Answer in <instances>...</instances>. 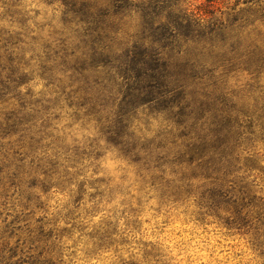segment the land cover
<instances>
[{"label": "trees", "instance_id": "trees-1", "mask_svg": "<svg viewBox=\"0 0 264 264\" xmlns=\"http://www.w3.org/2000/svg\"><path fill=\"white\" fill-rule=\"evenodd\" d=\"M19 2L0 0V187L68 190L73 205L88 196L94 208L105 192L110 200L114 188L83 170L85 160L100 157L97 141L71 145L57 129L67 111L93 122L99 139L137 167L146 190L191 203L199 218L248 235L261 249L264 197L248 165L249 149L264 143V102H219L215 93L233 72H263L264 8L258 15L236 3L228 14L213 0L194 8L187 0H48L61 10V27L45 34L29 30ZM252 3L261 4L244 2ZM133 12L139 31L120 43L122 20ZM33 74L53 99L22 92ZM155 116L163 125L149 136ZM105 227L104 238L118 223ZM6 247L0 244V264H18L3 256Z\"/></svg>", "mask_w": 264, "mask_h": 264}, {"label": "rangeland", "instance_id": "rangeland-1", "mask_svg": "<svg viewBox=\"0 0 264 264\" xmlns=\"http://www.w3.org/2000/svg\"><path fill=\"white\" fill-rule=\"evenodd\" d=\"M187 1L194 8L208 0ZM213 1L214 8L228 14L236 3L237 10L250 8L258 15L264 8V0L258 7L245 5V0ZM17 9L25 15L32 32L42 29L48 34L61 27V10L48 0H20ZM8 21L3 20V26L10 27ZM121 26L117 39L128 44L139 31V16L128 14ZM260 29L264 32L262 25ZM26 90L37 100L55 97L35 74L27 87H22V92ZM215 96L219 102H264V70L254 75L233 72ZM68 113L62 112L57 129L71 145L75 141L87 148L97 141L95 153L100 157L85 160L83 170L91 182L104 180L114 188L113 196L109 200L105 192L102 203L94 208L88 196L73 205L68 190L45 195L26 186L0 187V244H7L5 258L13 254L10 261L18 264H264V246L254 248L248 235L229 231L212 218H199L191 203H167L146 190L137 167L99 139L93 122L74 121ZM140 122L145 130L144 118ZM162 125L160 116L152 117L149 136ZM249 150L253 154L248 165L250 181H254L257 195L264 197V143L257 142ZM71 210L73 214L68 215ZM109 221H117L118 227L104 238ZM127 222H131L128 227Z\"/></svg>", "mask_w": 264, "mask_h": 264}]
</instances>
